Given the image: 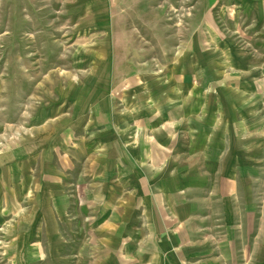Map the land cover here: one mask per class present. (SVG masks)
Here are the masks:
<instances>
[{
  "label": "crops",
  "instance_id": "obj_1",
  "mask_svg": "<svg viewBox=\"0 0 264 264\" xmlns=\"http://www.w3.org/2000/svg\"><path fill=\"white\" fill-rule=\"evenodd\" d=\"M219 4L232 26L216 40L154 72L58 86L0 153V191L32 192L27 226L49 251L264 264V0Z\"/></svg>",
  "mask_w": 264,
  "mask_h": 264
},
{
  "label": "rangeland",
  "instance_id": "obj_2",
  "mask_svg": "<svg viewBox=\"0 0 264 264\" xmlns=\"http://www.w3.org/2000/svg\"><path fill=\"white\" fill-rule=\"evenodd\" d=\"M231 22L219 0H0V153L51 107L58 86L92 71L119 80L154 72ZM32 199L0 191V264H76L73 245L49 251L27 226Z\"/></svg>",
  "mask_w": 264,
  "mask_h": 264
}]
</instances>
